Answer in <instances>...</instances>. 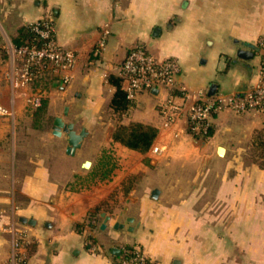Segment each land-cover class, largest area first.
Returning <instances> with one entry per match:
<instances>
[{
	"label": "crops",
	"instance_id": "obj_1",
	"mask_svg": "<svg viewBox=\"0 0 264 264\" xmlns=\"http://www.w3.org/2000/svg\"><path fill=\"white\" fill-rule=\"evenodd\" d=\"M40 20L77 63L68 83L51 73L18 89L10 48ZM262 37L264 0H0V103L12 113L0 119V264H119L128 247L157 264H264V169L252 143L264 110L222 111L197 138L185 118L165 126L163 91L124 113L111 107V78L122 85L135 46L176 60L188 89L229 94L257 83ZM59 117L88 133L74 156L66 134H53ZM131 123L158 130L145 154L113 139Z\"/></svg>",
	"mask_w": 264,
	"mask_h": 264
},
{
	"label": "built area",
	"instance_id": "obj_2",
	"mask_svg": "<svg viewBox=\"0 0 264 264\" xmlns=\"http://www.w3.org/2000/svg\"><path fill=\"white\" fill-rule=\"evenodd\" d=\"M32 31L40 44L34 42L29 45H12L10 48L14 64L13 86L18 89L26 88L35 80L51 73L60 74L62 82L68 83L77 63L76 53L58 43L54 36L53 23L49 20L33 23ZM100 46L103 47V44ZM257 49L260 54L258 81L245 91L211 95L207 90H190L177 81L181 68L176 60L159 62L143 45L135 46L126 55L120 72L123 85L121 87L132 101L152 89L163 91L165 98L159 104L158 110L165 126L185 118L191 135L197 138L206 137L211 131L213 118L222 111L229 110L238 114L264 110V37L258 41ZM96 54L98 49H95ZM29 101L33 106L41 103L39 98ZM11 115L9 108L0 103V119ZM14 244L21 249L24 241L15 237ZM128 252H133L135 256L130 259L122 256L119 264L149 263L140 248L124 250V253Z\"/></svg>",
	"mask_w": 264,
	"mask_h": 264
},
{
	"label": "trees",
	"instance_id": "obj_3",
	"mask_svg": "<svg viewBox=\"0 0 264 264\" xmlns=\"http://www.w3.org/2000/svg\"><path fill=\"white\" fill-rule=\"evenodd\" d=\"M34 42L40 44L38 37L32 31V25L21 30L18 37L14 39V43L17 46L29 45ZM111 80H113L117 89L112 99L111 107L117 112L124 113L133 105L134 101L127 98V94L122 89L119 80L113 77ZM157 135L158 130L153 126L142 123H131L130 125L118 126L113 134V139L132 150L145 154L152 147ZM252 143L253 157L259 163V166L264 169V132L262 130L255 131ZM108 173L104 177H107ZM128 250H133V248L128 247ZM134 256L135 254L133 252L123 254L125 259H130ZM147 261L149 262L148 264H155L148 257Z\"/></svg>",
	"mask_w": 264,
	"mask_h": 264
},
{
	"label": "water",
	"instance_id": "obj_4",
	"mask_svg": "<svg viewBox=\"0 0 264 264\" xmlns=\"http://www.w3.org/2000/svg\"><path fill=\"white\" fill-rule=\"evenodd\" d=\"M253 56H254V53L250 52L248 50L240 49L237 51V57L240 59L246 60V61L251 60L253 58ZM215 90H216V87H215V85H213V86H211L209 93L211 95H214ZM151 92L153 94H157L158 90L152 89ZM63 133L66 134L67 142H68L66 153L70 156H74L76 154V152L82 148L83 142H84L85 138L88 136V133L86 130H82L80 132H77V131H75L73 124L64 122L63 119L60 117L56 118L54 121L53 134L55 136H62ZM221 150L223 151V149H221ZM91 165H92V163L90 161H86L83 164V168L89 169L91 167ZM159 193L160 192L158 189L154 190L153 198H157ZM108 220H109V217L106 218V221H108ZM21 222L33 224V222L28 221V220H21ZM105 227H106V224L103 225V228H105ZM111 253L115 256H119L121 254V250L118 248H113Z\"/></svg>",
	"mask_w": 264,
	"mask_h": 264
}]
</instances>
